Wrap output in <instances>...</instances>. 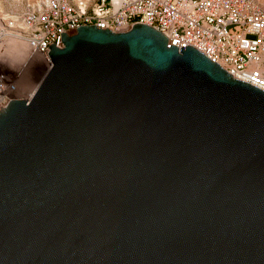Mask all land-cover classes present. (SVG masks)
<instances>
[{
	"label": "water",
	"instance_id": "1",
	"mask_svg": "<svg viewBox=\"0 0 264 264\" xmlns=\"http://www.w3.org/2000/svg\"><path fill=\"white\" fill-rule=\"evenodd\" d=\"M167 39L60 34L0 112V264H264V92Z\"/></svg>",
	"mask_w": 264,
	"mask_h": 264
},
{
	"label": "built area",
	"instance_id": "2",
	"mask_svg": "<svg viewBox=\"0 0 264 264\" xmlns=\"http://www.w3.org/2000/svg\"><path fill=\"white\" fill-rule=\"evenodd\" d=\"M8 19L27 40L30 56L49 66V47H63L60 34L72 36L87 26L124 33L145 25L168 37L166 48L180 53L190 47L232 79L264 92V71L257 66L264 52V9L254 0H45ZM16 92L17 85L0 76V112Z\"/></svg>",
	"mask_w": 264,
	"mask_h": 264
},
{
	"label": "rangeland",
	"instance_id": "3",
	"mask_svg": "<svg viewBox=\"0 0 264 264\" xmlns=\"http://www.w3.org/2000/svg\"><path fill=\"white\" fill-rule=\"evenodd\" d=\"M33 1L40 2L42 0H0V45H3L5 42L2 39L4 37V35L2 36V30L6 26L5 24L9 21V15L23 13L28 4L29 6H32L36 3ZM259 3V8L264 9V0H259ZM35 57H38L40 61L34 60L31 62L28 60V62L22 67L9 66L7 62L0 61V76L9 78L17 85L18 92L12 95L13 99L21 100L20 98L22 97L28 98L29 92L33 89L35 92L39 83L49 71L50 66L45 63L41 57ZM262 60H264V55ZM262 68L264 69V63H262Z\"/></svg>",
	"mask_w": 264,
	"mask_h": 264
},
{
	"label": "bare ground",
	"instance_id": "4",
	"mask_svg": "<svg viewBox=\"0 0 264 264\" xmlns=\"http://www.w3.org/2000/svg\"><path fill=\"white\" fill-rule=\"evenodd\" d=\"M254 1L257 7H259L260 4L259 0H254ZM44 2L45 0H42L40 2L37 1L32 6H39L41 3ZM8 23L9 21L7 22V24H5L6 26L2 30L3 31L2 36L4 35L2 39L5 42L3 45H0V61L7 62L9 66H21V67L24 66L26 62H28V60L31 62L34 60L40 61L38 57L30 56L27 40L22 36V34L18 30H13L12 28H10L8 26ZM263 55L264 52L262 53L261 56V62L257 65L262 71H264V69L262 68V63H264L263 62L264 60H262ZM33 94H34V89L29 92L27 101H29L32 98Z\"/></svg>",
	"mask_w": 264,
	"mask_h": 264
}]
</instances>
